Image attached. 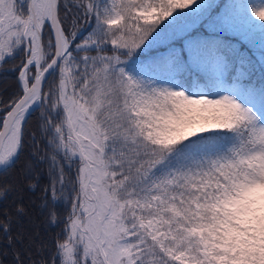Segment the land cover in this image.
I'll use <instances>...</instances> for the list:
<instances>
[{
    "label": "snow or ice",
    "instance_id": "1",
    "mask_svg": "<svg viewBox=\"0 0 264 264\" xmlns=\"http://www.w3.org/2000/svg\"><path fill=\"white\" fill-rule=\"evenodd\" d=\"M0 69V174L31 140L61 228L29 264H264V0H0Z\"/></svg>",
    "mask_w": 264,
    "mask_h": 264
},
{
    "label": "trees",
    "instance_id": "2",
    "mask_svg": "<svg viewBox=\"0 0 264 264\" xmlns=\"http://www.w3.org/2000/svg\"><path fill=\"white\" fill-rule=\"evenodd\" d=\"M231 2L233 0H219L221 6ZM258 54H260L258 49L255 54L250 52L256 65L255 76L257 81H259L258 78L261 71ZM8 67H11V63L5 66V68ZM15 90V74L0 69V100L10 97ZM35 128L36 120L33 118L32 130H35ZM31 152V140H29L16 167L7 175L0 174V188L8 185L11 189L6 198L0 199V222L5 219V214L10 215L13 218L11 225L12 236H22V239H14L12 244L9 245L5 234L0 231V264H17V253L20 254V259L24 264H29L30 260L47 259L53 237L61 230L60 227H53L48 224L49 209L41 208L42 189L49 182L48 165L47 163L36 162L31 156ZM29 162H31V171L27 174L31 178L26 179L25 172L27 170H25V165ZM30 184L36 185L35 190L29 187ZM18 205H23L25 215L20 216L16 213ZM50 207L51 204H49ZM56 210L63 216V207H58ZM30 238L33 241L32 243H29ZM41 243L46 245L47 248L43 252H38L37 247Z\"/></svg>",
    "mask_w": 264,
    "mask_h": 264
},
{
    "label": "rangeland",
    "instance_id": "3",
    "mask_svg": "<svg viewBox=\"0 0 264 264\" xmlns=\"http://www.w3.org/2000/svg\"><path fill=\"white\" fill-rule=\"evenodd\" d=\"M249 2H255L257 5L259 4V0H249Z\"/></svg>",
    "mask_w": 264,
    "mask_h": 264
}]
</instances>
